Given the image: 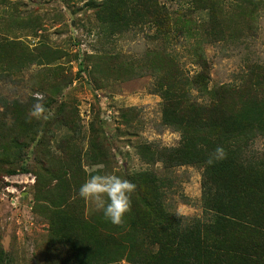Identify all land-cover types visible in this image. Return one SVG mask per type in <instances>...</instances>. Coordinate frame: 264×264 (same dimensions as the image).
Returning a JSON list of instances; mask_svg holds the SVG:
<instances>
[{
    "label": "trees",
    "instance_id": "obj_1",
    "mask_svg": "<svg viewBox=\"0 0 264 264\" xmlns=\"http://www.w3.org/2000/svg\"><path fill=\"white\" fill-rule=\"evenodd\" d=\"M186 2L188 13L207 12L197 32L215 42L241 37L250 26L244 12L252 15L264 7V0H235L227 11L221 0ZM91 7L105 30L149 24L166 46L181 30L178 24L191 21L164 0H101ZM58 58V51L47 46L30 49L0 37V70L8 74ZM196 64L199 71L190 77L178 64L156 74L153 92L161 98L162 124L180 134L171 148L137 144L145 164L162 165L158 172L117 169L94 120L84 147L76 108L58 103L54 95L2 101L0 177L30 173L34 161L33 204L48 224L51 264H264V64H247L238 84L212 87L205 58L198 56ZM53 82L55 90L60 88ZM38 103L45 109L40 116L35 114ZM58 125L68 134L53 142L50 128ZM257 139H262L261 149L254 148ZM218 147L223 153H216ZM180 166L202 169L204 218L175 213L166 201L174 186L167 172ZM96 173L136 185L131 211L120 224L97 208L88 211L87 200L78 194L88 175ZM9 263L0 246V264Z\"/></svg>",
    "mask_w": 264,
    "mask_h": 264
},
{
    "label": "rangeland",
    "instance_id": "obj_2",
    "mask_svg": "<svg viewBox=\"0 0 264 264\" xmlns=\"http://www.w3.org/2000/svg\"><path fill=\"white\" fill-rule=\"evenodd\" d=\"M100 1L0 0V37L20 41L30 49L47 46L58 51L59 57L51 64H33L12 74L0 70V110L3 100L54 95L58 103L76 108L84 147L89 123L94 120L108 141L117 169L162 171L160 163L147 165L136 152L139 143L171 148L180 141L179 132L161 121V98L153 92L158 70L178 64L190 77L199 71L196 63L201 56L208 65L209 87L238 84L247 64H264V7L252 15L244 12L242 17L250 26L241 37L215 42L197 32L207 12L188 13L191 7L186 0H164L171 10L187 14L191 20L178 24L181 30L174 32V40L166 46L156 39L149 24L122 31L102 28L91 7ZM221 2L227 11L235 0ZM53 81L60 88L55 90ZM193 93L202 99L201 94ZM50 130L53 142L68 134L60 125ZM255 147H263L262 139L255 141ZM29 165L30 173L0 177V246L9 264H51L48 224L33 204L34 161ZM201 171L192 166L168 170L174 186L166 201L175 213L205 217ZM87 204L88 211L96 208L90 200Z\"/></svg>",
    "mask_w": 264,
    "mask_h": 264
},
{
    "label": "clouds",
    "instance_id": "obj_3",
    "mask_svg": "<svg viewBox=\"0 0 264 264\" xmlns=\"http://www.w3.org/2000/svg\"><path fill=\"white\" fill-rule=\"evenodd\" d=\"M43 99V97H38ZM45 112L41 104L35 106V114L40 116ZM48 116H44L47 119ZM216 153H223L222 148H217ZM136 185L127 179L115 174H89L87 179L78 189L81 198L90 200L98 210L113 224H120L126 213L131 211V194Z\"/></svg>",
    "mask_w": 264,
    "mask_h": 264
}]
</instances>
